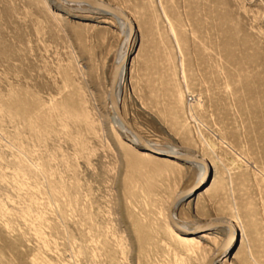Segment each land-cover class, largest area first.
Returning <instances> with one entry per match:
<instances>
[{
    "label": "rangeland",
    "instance_id": "374dc122",
    "mask_svg": "<svg viewBox=\"0 0 264 264\" xmlns=\"http://www.w3.org/2000/svg\"><path fill=\"white\" fill-rule=\"evenodd\" d=\"M102 1L137 30L124 117L214 171L178 216L234 221L242 242L223 264H264V0ZM73 11L0 0V264H204L224 232L190 252L165 218L195 168L166 175L169 157L119 144L102 95L116 28Z\"/></svg>",
    "mask_w": 264,
    "mask_h": 264
},
{
    "label": "bare ground",
    "instance_id": "6f19581e",
    "mask_svg": "<svg viewBox=\"0 0 264 264\" xmlns=\"http://www.w3.org/2000/svg\"><path fill=\"white\" fill-rule=\"evenodd\" d=\"M60 1H61V5L63 7L67 8L68 10L77 11L78 14H81L80 17H82V18H85L86 13L98 15L99 17L95 18L97 21H98V19H101V21L99 20V22H105V21L107 22L108 21L109 23L114 25V27L116 28L117 44H116V47H115L114 53H113L114 59H113V62L111 64L110 70H109V80L105 84L106 86L103 88L104 90L102 92V95L104 96L103 97L104 98V101H103L104 111L103 112L105 114V118H108V124L111 128L114 129V131L117 135V141L119 142V144L121 146L138 150L143 157H150V156H153L155 158L169 157L170 159L163 158L164 160H166L168 162V165H169V167L163 172L164 174L168 175L172 171V167L174 165L176 166L177 164H181V165L186 164V165H190L193 168H195V170L197 172L196 184H195V186L188 189V191H190L188 198L185 201H182L176 207V209L173 211L172 216H173V221L175 222V224L174 223L172 224V219L169 218V215H168L169 208H170L173 200L181 192H184L187 190L179 191L178 193H176L172 197V199L169 201V203L167 204V207L165 209V218L167 221V230H168L169 234L174 239L181 241V243L183 244V245L181 244L182 246H185V248L187 247L188 249H190V252H192L194 249L197 248L198 243L200 244V242H203L204 240H207V239L211 240V238L216 236V233H218V232L219 233L221 231L224 232V235H222V236H224L223 240L220 242V244L215 249H213L211 251V253L206 257L205 262H204V264H207V262L210 259H212L219 250L223 249L222 255L213 262V264H223V262L230 257L233 248L242 242V234H240V230H239V227L237 226V224L232 220H224V219L222 220L219 218L212 219L206 223H201V222L200 223H197V222L196 223H188V222L182 220L178 216V210H179L180 206H182V204L184 202L192 201V199H193L192 196H194V194H195L194 189L199 188L201 182H202V184H204L205 182L206 183L200 191L196 192L195 195L204 194L207 187L210 186V183L212 180V174H214L213 173L214 171L212 170V166H211L210 162L207 159L198 156L197 154L189 153L187 150H184V149L177 147V146H174V145L169 146L168 148H159L156 144H153V143L147 141L145 138L144 139L147 142L148 146H146V148H144V146L136 138V136L134 134H132L123 124H121V122L119 121V119L117 118V116L114 112V109H113V106L111 103V99H110L111 82H112V78L114 75V71L116 70V68L119 65L122 64L121 71H120V77L118 80V86H117V90H116V98H117L120 110L122 111V114H123L122 105H121V92H122V86L127 81L126 75L128 73L130 55H131V52L133 50L134 39H135L136 34H137V30H136V26H135L134 21L128 16L129 19L131 20V23H132L133 28H134V30H133L134 33H133L132 37L130 38V29H129L128 25L125 22H123L122 20H120L119 18H116L114 16H108L107 14L101 13L97 10H94V9L88 7V6H80V5L72 6V5H69L68 3L63 2L62 0H60ZM97 1L106 3L102 0H97ZM106 4L116 8L117 10H120L122 13L127 15L125 10L120 9L118 7H115L109 3H106ZM45 5L48 7V9L49 8L51 9L50 3L45 2ZM62 17H63V15H62ZM106 67L108 68V66L106 65V61L104 60V62H102L100 64V70H101L100 74H102L101 77H99L100 79L105 78V76L107 74L106 73ZM101 83H102V81H101ZM103 83H105V82H103ZM153 150L154 151L157 150L158 153L161 152V153H165V154H162L164 156H160L158 154H155L153 152ZM186 155H193L194 157L201 159L204 162V164L185 163L183 158ZM218 223H222V224L224 223L227 226L226 227H223V226L222 227H215L213 229H207L205 231H200L201 228H204V226L215 225Z\"/></svg>",
    "mask_w": 264,
    "mask_h": 264
},
{
    "label": "water",
    "instance_id": "95a60500",
    "mask_svg": "<svg viewBox=\"0 0 264 264\" xmlns=\"http://www.w3.org/2000/svg\"><path fill=\"white\" fill-rule=\"evenodd\" d=\"M65 3H68L69 5L75 6V5H80V6H88L94 10H97L101 13H105L108 16H114L116 18H119L120 20H122L123 22H125L129 29H130V38L133 35V25L131 23V20L129 19V17L127 15H125L124 13H122L120 10H117L116 8L103 3V2H99L97 0H62ZM121 67L122 64L119 65L116 70L114 71V75L112 78V82H111V93H110V99H111V103L114 109V112L117 116V118L119 119V121L121 122V124H123L132 134H134L136 136V138L141 142V144L144 146V148H146L147 142L145 141V139L138 133L136 132V130L128 123V121L126 120V118L124 117V115L122 114V111L120 110L117 98H116V90H117V86H118V80L120 77V71H121ZM153 152L155 154H158L160 156H164L156 151L153 150ZM183 160L185 161V163H198V164H204V162L199 159L194 157L193 155H186ZM198 188L194 189V191L196 192ZM192 192V191H191ZM190 194V191H184L181 192L172 202L169 211H168V215L169 218L172 219V224L175 222L173 221V211L176 209V207L182 202L185 201L188 198V195ZM226 227V224H222V223H218L215 225H207L204 226V228H201L200 231H205L207 229H213L215 227ZM223 253V249L219 250L215 256L210 259L207 264H213V262L219 258Z\"/></svg>",
    "mask_w": 264,
    "mask_h": 264
}]
</instances>
